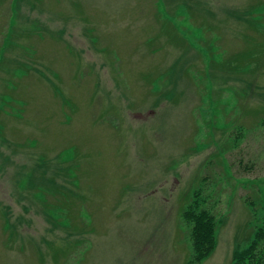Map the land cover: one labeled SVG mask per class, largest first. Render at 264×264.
Segmentation results:
<instances>
[{"label":"rangeland","instance_id":"rangeland-1","mask_svg":"<svg viewBox=\"0 0 264 264\" xmlns=\"http://www.w3.org/2000/svg\"><path fill=\"white\" fill-rule=\"evenodd\" d=\"M261 229L264 0H0V264H236Z\"/></svg>","mask_w":264,"mask_h":264},{"label":"trees","instance_id":"trees-1","mask_svg":"<svg viewBox=\"0 0 264 264\" xmlns=\"http://www.w3.org/2000/svg\"><path fill=\"white\" fill-rule=\"evenodd\" d=\"M195 225L193 228L195 240L194 260H201L212 253L215 247L216 222L213 215L207 211H199L194 215ZM248 245L242 251L235 254L236 264H264V261L256 259V249L264 242V230L253 233L247 239Z\"/></svg>","mask_w":264,"mask_h":264}]
</instances>
